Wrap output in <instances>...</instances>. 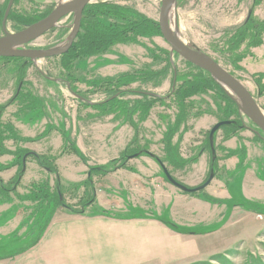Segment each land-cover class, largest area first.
Instances as JSON below:
<instances>
[{
	"label": "rangeland",
	"instance_id": "rangeland-1",
	"mask_svg": "<svg viewBox=\"0 0 264 264\" xmlns=\"http://www.w3.org/2000/svg\"><path fill=\"white\" fill-rule=\"evenodd\" d=\"M59 1L15 0L7 29L10 32L24 29L30 23L16 22L14 17H38L49 8L52 10ZM6 2L9 0H0V36ZM161 2L92 0L85 20L91 14L106 25L120 27L136 40L76 59L69 68L61 55L39 59L36 65L29 59L0 60V117L4 126H9L0 129L3 137L0 138V222L9 219V208L16 209L19 221L16 232L4 238L1 254H21L34 246L53 220L82 216L89 200L96 201L95 194L99 193L97 203L86 216L119 217L151 212L167 220L175 218L170 205H181L177 207V216L185 219L179 209L192 212V216L188 215L194 223L200 218L198 208L211 207L212 215L217 216L214 222L206 225L199 221L196 225L201 230L224 229V232L207 237L206 242L203 240L202 249L210 251L177 264H264V161L247 160L243 166L250 151L252 157H264V134L240 113L234 101L216 90L189 98L186 112L179 116L174 97L169 95L174 66L180 74L194 73L197 69L177 53L173 54L174 65L168 63L171 46L158 24ZM114 6L126 8L127 13L115 16ZM249 13L257 22H264V0H178L179 36L233 72L264 111V41L247 51L237 64H232L226 46L228 33L244 24ZM142 16L154 20L159 32L147 37L135 35L133 27ZM72 24L70 15L28 47L43 49L61 45L68 38ZM83 33L82 30L80 34ZM244 47L237 53H246L242 51ZM141 70L150 71L152 76L137 78ZM124 74H132L133 81L123 80ZM257 79L261 88L255 83ZM68 83L91 104L101 103L123 90L119 99L121 105H127V112L114 110L111 104L104 109L87 106L72 93ZM129 90L147 91L165 99L155 101L147 119L142 121L132 111L144 98ZM17 91L24 96L13 102ZM221 120L235 121V126L226 125L216 132L213 162L208 135ZM22 129L32 136H19ZM142 150L160 157L171 175L186 186L203 184L212 169L214 179L202 190L184 192L167 181L153 157L144 153L129 158ZM24 151L43 155L48 169L57 166L62 183L61 204L55 185L57 175L39 165L35 157H30L24 178H18ZM232 157L240 158L237 166L242 167L237 168L231 162ZM218 192L222 195L229 192L235 199L218 196Z\"/></svg>",
	"mask_w": 264,
	"mask_h": 264
},
{
	"label": "crops",
	"instance_id": "crops-1",
	"mask_svg": "<svg viewBox=\"0 0 264 264\" xmlns=\"http://www.w3.org/2000/svg\"><path fill=\"white\" fill-rule=\"evenodd\" d=\"M22 134L32 136L26 130ZM251 155L250 151L243 166L247 160L264 161V157ZM239 161L240 158L237 157L231 159L237 168L242 167L237 166ZM29 164L30 158L26 162V172L22 179ZM250 173L251 171L248 178ZM75 182L77 181L73 183ZM226 193L228 194L222 195L218 192V196L235 199L234 195ZM98 194H95L94 203H97ZM94 203L88 206L82 216H70L66 219L62 216L53 220L39 242L21 254L0 252V264H177L210 251L202 249L203 240L206 242L209 240L207 237L219 236L224 232V229L198 228L197 222L209 225L217 217L216 214L212 215L211 207L204 205L198 208L200 218L194 224L192 217L188 215L192 216V212L179 209V214L185 216V219L177 216V207L181 205H170L175 217L170 218L173 220L171 221L160 219L151 212L148 215L119 217L108 214L86 216ZM15 211L16 209L13 211L9 208V219L0 222V248L4 246V238L10 237L16 230L19 221ZM218 238L221 240V237Z\"/></svg>",
	"mask_w": 264,
	"mask_h": 264
},
{
	"label": "trees",
	"instance_id": "trees-1",
	"mask_svg": "<svg viewBox=\"0 0 264 264\" xmlns=\"http://www.w3.org/2000/svg\"><path fill=\"white\" fill-rule=\"evenodd\" d=\"M7 4L8 3L6 2V6H7ZM91 8H92V6L91 7H89V5L86 6V8L83 12L81 29L77 35V38L73 42L70 49L66 53L61 55V57L64 60V65L66 66V68H69V65L73 64V62L76 59H79L81 57L85 58V57L90 56V55L99 54L101 52L108 50L111 46L119 44V43L134 42L136 40V39L133 40L132 37H129L126 34L125 30L119 29L120 27H117L115 25H113V26L106 25L101 20H97V19L93 18L91 14L85 20L84 15H86V12H88V9H91ZM50 11H51V9L49 8L46 12L40 14V16H38V17H20L18 19L17 18L15 19V17H14L13 20L16 22H21V20H25V22H29L31 24V23L35 22L36 20H38L39 18H42L45 15H47ZM113 12H114L115 16H119L120 14L123 15V14L127 13L126 8L121 7V6H114ZM10 18L12 19L11 15L9 14L8 20ZM157 25L158 24L154 20H152L146 16H142V20L140 22H137L134 25L133 31H135V35L147 37V36H149L155 32L156 33L159 32V28ZM82 30L84 31L83 35L80 34ZM228 34L230 36H228L226 39V46H228L227 49L229 50L227 52L229 54H231L230 60H231L232 64H237L238 62L242 61L246 57L244 55L247 54V51H249L251 48H256V47L260 46L261 44H263V41H264L263 40L264 22H257L253 18V14L250 13L249 16L247 17V19L245 20L244 24L237 27L233 31V33L231 32ZM77 39H78V41H77ZM243 45H245V47H244V50H242V51H246V53H244L243 55L238 54L237 50L240 49V47H242ZM19 59H26V58L0 57V60H19ZM168 63L172 66V63H171L169 57H168ZM187 63L191 66H194L193 64H191L189 62H187ZM194 68L197 69V71L194 73L185 72V73L180 74L179 72L176 71L174 73V77L172 78L173 79V87H172V90H171L169 95L174 97V100H175V102L179 108V116L180 117L183 116L184 113L186 112V109L188 107L187 100L189 98L196 96L197 94L206 93L207 91H210V90H216L218 93L222 94L228 100H232L230 98V96L227 94V92L211 77V75L208 72H206V71H204V70H202L196 66H194ZM137 75H138L137 78L140 77V79L141 78L142 79H148L149 77L152 76L150 71H148V70L138 71ZM175 75H176V82L174 85ZM121 78L123 80H128L130 82L133 81L132 74H126V75L124 74ZM177 82H180V84L178 86L176 85ZM255 83L257 84V86H259L261 88L260 79L255 80ZM69 88L72 92H76L73 89L72 85H70ZM124 92L125 91H123V90L117 91V92L113 93L110 97H108L105 101H103L101 103H95V104L89 103L88 100L86 99V97H84L83 95H80L79 93H77V94H79L81 97L84 98L85 101H83V102L87 106H94L97 109H104L108 104H111L112 108L114 110L121 109V111L127 112V107H126L127 105H124V104L121 105V101L119 99L121 94ZM128 92L139 94L144 98L142 101H139V104L134 108V111H132L133 113H136V114L138 113L140 116V119L142 121L147 119V116L150 114L151 108H152L153 103L155 101L164 102V99H165V97H162L160 95L154 96V95L144 93L147 91L129 90ZM19 94H20L19 91H17L14 98L12 99L13 102L16 101V99L18 100V98H20L21 96H24L23 94H20V95ZM25 98H28V97L26 96ZM148 98H151V99L149 100ZM80 101H82V100L80 99ZM0 115H1V112H0ZM2 122H1V117H0V129H3V128L9 129V126L8 125L4 126V124ZM228 126L230 127V126H235V125L231 124ZM19 132L20 131H18V135L21 136L22 132H20V133ZM256 135H257V133H256ZM0 138H1V140L3 139V137H1V136H0ZM208 147H209V150H211L209 135H208ZM136 153H141V154L146 153L149 156L153 157L157 162L164 163L160 157H158L154 153L150 152L149 150H142V151H138ZM136 153H134V154H136ZM25 155H27L26 162L32 156V157H35V160L38 161L39 165H41L43 168L48 167L46 164V161H44V159H45L44 156L41 154H38L36 152H33V151H24L22 153V155L20 157V163L23 167H24L23 158ZM24 171H25L24 168H22L19 171L18 178H20L21 176L23 177ZM48 171L57 175L55 185L57 188V198L61 204L63 199L60 198V195L62 196L63 194H62V183H60V180H59L60 179V172H59L56 165H54V166L52 165V167H50L48 169ZM90 179L91 178H89V181H90ZM167 181H168V179H167ZM19 182L20 181H18L17 183H19ZM5 190L6 191H12L13 188L12 189L5 188ZM94 202H95V199H90L88 204L90 205V204H93ZM173 226L175 227V225H173Z\"/></svg>",
	"mask_w": 264,
	"mask_h": 264
},
{
	"label": "water",
	"instance_id": "water-1",
	"mask_svg": "<svg viewBox=\"0 0 264 264\" xmlns=\"http://www.w3.org/2000/svg\"><path fill=\"white\" fill-rule=\"evenodd\" d=\"M14 1L15 0H9L2 18L1 27L3 35L0 36V57L26 58L36 65L39 59L59 56L66 53L70 49L75 38L77 37L78 32L80 31L83 12L86 6L90 4L92 0H60L45 17L28 24L24 29L18 30L16 32H10L7 29V21ZM177 7L178 0H162L158 19L161 34L171 46V63L174 65L173 54L177 53L186 61L207 71L236 103L240 113L248 117L264 134V111L250 90L242 83L239 78H237L230 70L222 66L210 54L202 51L199 48L188 45L180 38V28L177 20ZM172 13L174 14L173 25H171L169 21ZM70 15L73 16V24L71 25L69 36L64 43L43 49L28 47V45L36 41L48 31L52 30L54 27L58 26L59 22ZM174 70L176 72L175 66ZM49 79L55 80L56 82L60 81L59 79L51 77H49ZM175 82L176 75L174 79V85ZM67 86L69 88L70 84L68 83ZM72 93L82 101H85L84 98L79 94L75 92ZM144 93L159 96L158 94L151 92ZM88 102L91 103L89 100ZM231 124H235V121L221 120L215 123L210 130L209 141L213 155V162L216 160L214 140L215 134L221 127ZM256 132L260 133L259 131ZM140 154L141 153L130 155L129 158L137 157ZM26 157L27 155H25L23 158L24 169H26ZM159 164L161 165L168 181L184 192L192 193L204 189L211 183L215 176V171L212 169L208 179L203 184L197 187H189L176 180L171 175L164 163L159 162ZM60 198L62 199L61 195Z\"/></svg>",
	"mask_w": 264,
	"mask_h": 264
},
{
	"label": "bare ground",
	"instance_id": "bare-ground-1",
	"mask_svg": "<svg viewBox=\"0 0 264 264\" xmlns=\"http://www.w3.org/2000/svg\"><path fill=\"white\" fill-rule=\"evenodd\" d=\"M64 1H68V0H64ZM173 17H174V14L172 13V14H171V17H170V20H169L171 25H173V24H172V18H173ZM38 39H39V38H38ZM38 39H37V40H38Z\"/></svg>",
	"mask_w": 264,
	"mask_h": 264
},
{
	"label": "flooded vegetation",
	"instance_id": "flooded-vegetation-1",
	"mask_svg": "<svg viewBox=\"0 0 264 264\" xmlns=\"http://www.w3.org/2000/svg\"><path fill=\"white\" fill-rule=\"evenodd\" d=\"M78 33H79V32H78ZM77 35H78V34H77ZM76 38H77V37H76ZM76 38H75V39H76Z\"/></svg>",
	"mask_w": 264,
	"mask_h": 264
}]
</instances>
